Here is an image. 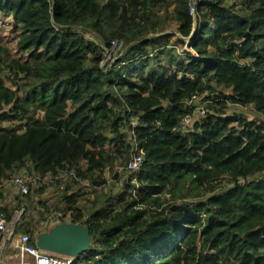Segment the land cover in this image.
I'll use <instances>...</instances> for the list:
<instances>
[{
    "label": "trees",
    "instance_id": "trees-1",
    "mask_svg": "<svg viewBox=\"0 0 264 264\" xmlns=\"http://www.w3.org/2000/svg\"><path fill=\"white\" fill-rule=\"evenodd\" d=\"M161 1L0 0V185L27 157L37 172L69 165L92 182L90 207L83 187L59 200L92 236L73 264H264V0H195V14L193 0L166 13ZM172 40L193 54L151 56ZM117 82L131 114L115 109ZM195 94L212 104L185 135ZM134 118L145 152L137 197L96 175L130 151ZM42 224L16 231L34 236Z\"/></svg>",
    "mask_w": 264,
    "mask_h": 264
},
{
    "label": "built area",
    "instance_id": "built-area-1",
    "mask_svg": "<svg viewBox=\"0 0 264 264\" xmlns=\"http://www.w3.org/2000/svg\"><path fill=\"white\" fill-rule=\"evenodd\" d=\"M187 9L190 13L195 14L196 1H191ZM181 36V35H179ZM182 37V36H181ZM176 40H172L168 46L155 44L154 51L151 56L157 53L158 49L174 50L180 58L188 57L193 52L188 48H180L175 44ZM122 47V43L117 40L112 42L111 50L107 53L106 60L103 63V68L106 73L113 71V63ZM117 87V97L121 99L120 107H116V111L121 113L131 114L132 105L128 99L125 98L119 91L118 82L115 84ZM227 89V88H226ZM212 104V100H205L203 95L195 94L190 99L185 101V106L192 109L193 112L189 116L182 120L180 130L183 134L187 135L194 129L195 122L205 118L208 113V105ZM228 105L233 108L234 103L229 102ZM138 126V119H132L130 126L127 128V138L129 139L131 149L121 160V163L110 161V166L104 167L101 173L96 175H103L107 179L108 184H115L122 191L125 190L128 183L133 187L132 197H137V189L140 187L139 175L142 165L145 159V152L139 142L137 141L135 129ZM86 165V162H83ZM23 166L28 168V173H21ZM110 170L112 173H110ZM114 173L118 174V177H113ZM129 174L128 180L125 183L121 182V178ZM112 175V178H111ZM75 184V188L83 187L85 191H91L89 187L93 184L89 179L82 178L79 175L77 168H72L67 165L63 170L58 173H54L52 170H48L45 174L33 170V163L30 157L24 158L16 162L13 170L6 174L2 179L0 185V191L4 194V197L0 199V264H73L77 257L71 256H57L53 253H49L40 248L38 244V238L43 231L41 228L34 236L16 231V226L20 222H26V217L29 212H25V209H18L19 202L28 199L32 195L36 200H40L38 197L44 190L50 192L54 189V185L59 184ZM77 183V184H76ZM245 183V180H243ZM84 192V191H83ZM94 192V191H93ZM94 194V193H93ZM85 195V193H84ZM95 195V194H94ZM42 202V201H41ZM60 205L52 212L53 204L45 203L39 204L37 202L35 210L39 211V208H46L50 213L42 214V222L47 227L59 226L62 224H82L86 226V219L78 221L75 219L73 212H64L61 209L60 201L56 199V204ZM10 206L13 209L9 210V214L5 211H1L2 208ZM144 204H139L138 207H145ZM153 208H157V204H154ZM206 218L205 214H202ZM49 231V230H48Z\"/></svg>",
    "mask_w": 264,
    "mask_h": 264
},
{
    "label": "water",
    "instance_id": "water-1",
    "mask_svg": "<svg viewBox=\"0 0 264 264\" xmlns=\"http://www.w3.org/2000/svg\"><path fill=\"white\" fill-rule=\"evenodd\" d=\"M41 249L53 254L79 257L91 247L90 229L82 224H62L40 234Z\"/></svg>",
    "mask_w": 264,
    "mask_h": 264
},
{
    "label": "rangeland",
    "instance_id": "rangeland-1",
    "mask_svg": "<svg viewBox=\"0 0 264 264\" xmlns=\"http://www.w3.org/2000/svg\"><path fill=\"white\" fill-rule=\"evenodd\" d=\"M159 10L161 13H166V12H172L175 8V1L174 0H164V1H161L159 2ZM85 34L87 36V38L89 39H92V40H95L96 39V36L95 34H93V32H91L89 29L85 31ZM7 85L10 86L11 88H15L16 86H14L13 83H11L10 81H7ZM225 90V91H228L229 89H226V88H221L219 87L217 89V91H220V90ZM238 111H241L240 109L237 108ZM245 114L250 118V120H257V116L253 115L251 111L249 110H246L245 111ZM258 123L257 121H255V124ZM21 173L23 174H27L28 173V168L23 166V168H21ZM110 173L111 170H110ZM128 177H129V174H125L122 178H121V182L122 183H125L127 180H128ZM111 178H112V175H111ZM68 186H70L71 188L68 189ZM77 188H75L74 186H72L71 184L70 185H66V184H59V185H54V189L50 192H47L46 190H44L39 196L38 198L42 201V204H45V203H52L53 204V207H52V211H54L60 204L57 203L56 206H54V204L56 203V199L58 200H61V196L64 195V193H66V191L68 190L70 193L71 192H74ZM67 191V192H68ZM93 191H84L85 195L82 196V204L84 206V208H88L91 206L92 204V201L95 200V195L92 193ZM8 210H12V208H10V206L7 207ZM46 208H39V211H36V210H31L28 214V216L26 217V222H32V223H35V222H42V214H47V213H50ZM56 226H51V227H47L45 224L43 225L42 224V227L43 228V231H50L52 230L53 228H55ZM57 256H63V255H59V254H55Z\"/></svg>",
    "mask_w": 264,
    "mask_h": 264
}]
</instances>
